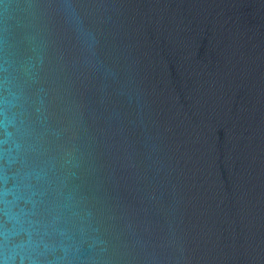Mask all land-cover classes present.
<instances>
[{
	"label": "water",
	"instance_id": "1",
	"mask_svg": "<svg viewBox=\"0 0 264 264\" xmlns=\"http://www.w3.org/2000/svg\"><path fill=\"white\" fill-rule=\"evenodd\" d=\"M0 264H264V0H0Z\"/></svg>",
	"mask_w": 264,
	"mask_h": 264
}]
</instances>
